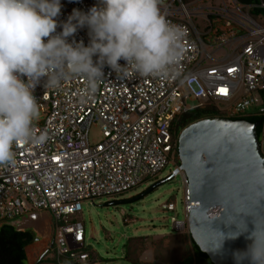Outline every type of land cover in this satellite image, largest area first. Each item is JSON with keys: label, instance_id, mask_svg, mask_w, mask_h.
Segmentation results:
<instances>
[{"label": "built area", "instance_id": "built-area-1", "mask_svg": "<svg viewBox=\"0 0 264 264\" xmlns=\"http://www.w3.org/2000/svg\"><path fill=\"white\" fill-rule=\"evenodd\" d=\"M206 1L197 13L181 0H164L167 19L188 32L177 76L124 77L105 67L104 81L86 102L80 100L83 79L57 89H44L43 82L36 87L41 105L36 131L48 139L42 146L16 148V164L0 168V227L46 212L51 235L43 257L57 264H89L95 259L84 248L83 203L128 192L157 178L169 164L179 169V115L209 109L230 120L264 118V0ZM97 2L61 0L58 19L66 21L74 8L87 12ZM196 15L203 21L201 31L192 21ZM74 38L87 46L88 29ZM92 125L101 138L90 143ZM182 185L187 204L184 173ZM165 208L173 212L175 203ZM171 222L175 230L184 228L174 216Z\"/></svg>", "mask_w": 264, "mask_h": 264}, {"label": "clouds", "instance_id": "clouds-1", "mask_svg": "<svg viewBox=\"0 0 264 264\" xmlns=\"http://www.w3.org/2000/svg\"><path fill=\"white\" fill-rule=\"evenodd\" d=\"M163 4L98 0L87 12L74 8L60 21L61 0H0V168L16 164L21 145L47 142V134L36 131L41 105L34 92L41 82L44 89H57L83 79L80 100L86 102L104 81L105 67L124 77L179 74L188 32L167 19ZM85 27L87 46L74 38ZM241 235L250 243L232 252L235 264H264V229L221 232L214 253L223 255L225 240Z\"/></svg>", "mask_w": 264, "mask_h": 264}, {"label": "water", "instance_id": "water-1", "mask_svg": "<svg viewBox=\"0 0 264 264\" xmlns=\"http://www.w3.org/2000/svg\"><path fill=\"white\" fill-rule=\"evenodd\" d=\"M258 126L212 117L189 124L179 134V169L169 179L179 171L186 175L189 234L212 264H235L232 252L250 243L244 235L226 239L223 255L214 253L221 232L264 229V143Z\"/></svg>", "mask_w": 264, "mask_h": 264}, {"label": "rangeland", "instance_id": "rangeland-1", "mask_svg": "<svg viewBox=\"0 0 264 264\" xmlns=\"http://www.w3.org/2000/svg\"><path fill=\"white\" fill-rule=\"evenodd\" d=\"M184 5L203 11L206 0H181ZM212 4H217L214 1ZM200 30L203 21L199 15L192 17ZM201 31V30H200ZM193 105L195 103L189 102ZM100 130L92 125L88 140L98 142ZM178 162V160H176ZM169 164L157 178L120 195L96 199L93 204L83 203L82 222L85 230L84 248L95 261L89 264H181L192 255L184 188L180 173L158 185L145 196L134 199L152 185L166 179L174 171ZM116 201V203H109ZM175 203V211L165 205ZM184 222L182 230L172 227L171 217ZM49 230V227H48ZM44 244V243H43ZM127 246V258L125 259ZM46 244L41 251L44 254Z\"/></svg>", "mask_w": 264, "mask_h": 264}, {"label": "trees", "instance_id": "trees-1", "mask_svg": "<svg viewBox=\"0 0 264 264\" xmlns=\"http://www.w3.org/2000/svg\"><path fill=\"white\" fill-rule=\"evenodd\" d=\"M237 1L242 4H253V3H257L258 0H237ZM212 117H216V114H214L209 109L191 110L179 115L175 122L179 129H183L193 122L205 118H212ZM244 120H247L251 123H257V122L259 123V126L257 128V134L260 139L262 135L264 118L249 117V118H245ZM170 176L171 175H169L166 179L152 185L146 191L137 195L134 199H139L145 196L147 193L152 191L158 185L169 181ZM109 203H116V201H111ZM33 240H34V236L30 231H20L17 230L12 225H2L0 227V264H27L25 247L31 244ZM190 241H191V248L193 253L189 258H187L181 264H212L208 259V257L204 253L200 252L197 246L193 243L192 239H190ZM127 252L128 250L126 246L125 259L130 261L127 258ZM43 261H49V259H45L44 257H42L35 264H41ZM52 261L55 262L54 260ZM60 264H68V262H60Z\"/></svg>", "mask_w": 264, "mask_h": 264}, {"label": "crops", "instance_id": "crops-1", "mask_svg": "<svg viewBox=\"0 0 264 264\" xmlns=\"http://www.w3.org/2000/svg\"><path fill=\"white\" fill-rule=\"evenodd\" d=\"M33 214L36 215L34 220L28 219L27 217H23L17 220L16 226H15L16 229L18 227L20 228L28 227L26 230L30 231L34 236L33 242L25 247L27 264H35L39 259L43 257V253H41V251L44 247V244H46V247L48 246L50 235H51L49 214L46 212H36ZM42 219H45V221L47 222V233L46 234H44L40 229L43 227ZM48 227H49V230H48ZM41 264H57V263L49 259V261H43Z\"/></svg>", "mask_w": 264, "mask_h": 264}, {"label": "bare ground", "instance_id": "bare-ground-1", "mask_svg": "<svg viewBox=\"0 0 264 264\" xmlns=\"http://www.w3.org/2000/svg\"><path fill=\"white\" fill-rule=\"evenodd\" d=\"M186 206H189V204L187 203ZM188 211H189V207H188ZM42 221H43V227L40 228V229H41V231H42L44 234H46V233H47V222L45 221V219H42Z\"/></svg>", "mask_w": 264, "mask_h": 264}]
</instances>
